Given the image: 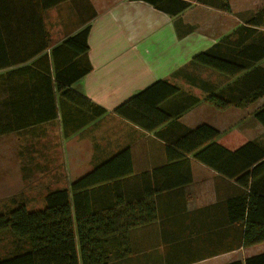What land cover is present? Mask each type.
I'll list each match as a JSON object with an SVG mask.
<instances>
[{
  "label": "crops",
  "instance_id": "crops-1",
  "mask_svg": "<svg viewBox=\"0 0 264 264\" xmlns=\"http://www.w3.org/2000/svg\"><path fill=\"white\" fill-rule=\"evenodd\" d=\"M106 1L107 8L100 6L102 0H68L39 14L31 0H0V121L6 125L20 119L23 126L0 133V177L11 179L16 166L22 182L36 175L58 185L52 190H71L72 184L99 169L100 184L92 188V200L99 206L118 203L132 221H142L124 229L128 234L117 245L119 258L109 264H226L252 256L236 257L252 247L215 254L219 243L212 231L219 210L214 206L234 195L236 184L198 161L182 139L188 129L205 124L220 133L217 144L235 151L264 135V127L254 120L264 97L225 110L205 102L207 95L234 79L223 86L197 84L201 88L194 89L203 97L187 93L178 75L196 54L221 39L208 40L206 34L194 32V21L183 16L188 8L169 15L140 0ZM87 26L88 51L78 56L75 49L65 51L59 61L53 50ZM67 61L74 64L73 72L89 69L67 87L105 113L93 116L57 90L63 82L56 80L55 72ZM159 80L199 102L183 108L179 97L167 100L164 108L176 116L153 131L114 112ZM49 88L57 116L38 122ZM23 169H29L26 176ZM209 226L211 238L205 232Z\"/></svg>",
  "mask_w": 264,
  "mask_h": 264
},
{
  "label": "trees",
  "instance_id": "trees-1",
  "mask_svg": "<svg viewBox=\"0 0 264 264\" xmlns=\"http://www.w3.org/2000/svg\"><path fill=\"white\" fill-rule=\"evenodd\" d=\"M31 1L36 12L42 14L68 0ZM140 1L169 15H178L189 8L191 0ZM198 1L209 5L206 0ZM223 2L221 8L229 11L228 0ZM89 28H83L53 50L54 53L58 51L59 61L65 58V51L75 49L74 56L88 51ZM263 60L264 8L232 34L194 56L193 62L234 79L220 91L207 95L205 102L215 109L225 110L232 106H248L264 97V69L259 65ZM68 62L62 71L55 72L56 80L64 83L58 85L57 90L67 101L93 116L105 113L104 108L67 87L89 72L84 67L73 72L74 64ZM46 78L50 80L47 75ZM47 90L49 97L45 95L43 118L38 122H47L57 116L53 89ZM178 97V101L185 102L183 108L199 102L198 98L181 93L180 88L168 81L159 80L118 105L114 112L144 130L153 131L175 118V113L163 104ZM254 118L264 127V106L255 112ZM19 120H10L6 125L0 121V133L20 130L23 126ZM219 136L216 129L203 124L188 129L182 139L188 152L198 161L236 184L235 194L214 206L219 210V219L214 221L212 231L215 243H219V251L215 254L264 242V141L252 140L230 151L215 142ZM97 171L99 169L72 184L71 190L48 191L41 208L29 209L21 203L1 213L0 234L9 233L14 246L7 257L0 258V264H109L111 258H119L117 245L128 234L124 229L138 226L142 221H132L127 209L121 210L118 203L99 206L92 200V188L100 184ZM210 230L209 226L205 231L207 238L212 237ZM226 264H264V252Z\"/></svg>",
  "mask_w": 264,
  "mask_h": 264
},
{
  "label": "rangeland",
  "instance_id": "rangeland-1",
  "mask_svg": "<svg viewBox=\"0 0 264 264\" xmlns=\"http://www.w3.org/2000/svg\"><path fill=\"white\" fill-rule=\"evenodd\" d=\"M205 1V0H203ZM208 4L199 2L198 0H191L190 7L184 12L183 16H186L190 21H194L193 31L206 34V39L213 40L216 38H222L224 36L232 34V32L244 22L255 15L259 10L264 8V0H228L229 11H225L223 7V0H206ZM102 2H104L102 4ZM103 6L107 8L109 3L106 0H102ZM211 4V5H210ZM221 5V6H220ZM54 13H48V16H54ZM203 19V20H202ZM202 20V21H201ZM200 22V23H198ZM264 69V60L259 63ZM178 79L182 81V84L186 87L187 93L196 94L203 97L201 90L194 88L200 87V85H212L219 84L225 85L230 79L224 77L216 71H213L205 66L199 65L193 62V59L178 75ZM201 88V87H200ZM206 89V88H205ZM207 90V89H206ZM255 120V119H254ZM260 132V128L256 129ZM258 141H264V135L261 133L255 138ZM50 145L55 143L52 139L49 141ZM19 144V143H18ZM56 145V144H55ZM18 151L20 149L18 148ZM56 157L57 154H56ZM19 160V158H18ZM13 177L1 178L0 177V214L8 211L18 204L24 203L29 209H37L44 206V195L58 185H52L47 182L45 177H35L31 182L30 179H24L23 182L19 178V168L12 167ZM29 169H23L26 176ZM14 244L9 233L0 234V258H5L13 248ZM264 252V242L253 246L249 250L240 251L236 254L237 258H242L248 254H260Z\"/></svg>",
  "mask_w": 264,
  "mask_h": 264
}]
</instances>
